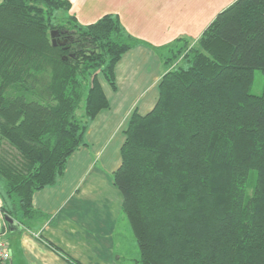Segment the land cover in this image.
Here are the masks:
<instances>
[{
    "label": "trees",
    "instance_id": "16d2710c",
    "mask_svg": "<svg viewBox=\"0 0 264 264\" xmlns=\"http://www.w3.org/2000/svg\"><path fill=\"white\" fill-rule=\"evenodd\" d=\"M71 6L0 0V208L23 228L47 217L34 193L64 174L110 106L100 75L116 89V65L144 43L117 14L84 25ZM53 30L67 42L55 46ZM181 41L156 105L130 116L113 173L139 249L131 264H264V90L251 93L264 73V0H235Z\"/></svg>",
    "mask_w": 264,
    "mask_h": 264
},
{
    "label": "crops",
    "instance_id": "0c3cea01",
    "mask_svg": "<svg viewBox=\"0 0 264 264\" xmlns=\"http://www.w3.org/2000/svg\"><path fill=\"white\" fill-rule=\"evenodd\" d=\"M234 1L70 0V14L80 23L117 14L125 29L144 43L128 50L116 65V89L100 76L110 106L91 122L86 145L70 156L64 174L34 193V206L47 217L28 229L9 224L0 208V236L10 244V264H73L67 254L79 264H131L139 256L122 194L113 182L129 118L156 105L159 84L169 69L165 59L182 45L174 46L176 40L196 42ZM2 202L0 193V207Z\"/></svg>",
    "mask_w": 264,
    "mask_h": 264
},
{
    "label": "rangeland",
    "instance_id": "374dc122",
    "mask_svg": "<svg viewBox=\"0 0 264 264\" xmlns=\"http://www.w3.org/2000/svg\"><path fill=\"white\" fill-rule=\"evenodd\" d=\"M101 79L105 81L103 75H100ZM264 90V73L261 70H256L254 83L251 87V93L260 95ZM84 111V101L81 103V107L78 109V113L82 114Z\"/></svg>",
    "mask_w": 264,
    "mask_h": 264
},
{
    "label": "built area",
    "instance_id": "2783aa9c",
    "mask_svg": "<svg viewBox=\"0 0 264 264\" xmlns=\"http://www.w3.org/2000/svg\"><path fill=\"white\" fill-rule=\"evenodd\" d=\"M12 251L9 242L0 236V264H10Z\"/></svg>",
    "mask_w": 264,
    "mask_h": 264
},
{
    "label": "water",
    "instance_id": "95a60500",
    "mask_svg": "<svg viewBox=\"0 0 264 264\" xmlns=\"http://www.w3.org/2000/svg\"><path fill=\"white\" fill-rule=\"evenodd\" d=\"M51 35H52V41H53V44L56 46L57 44H65L66 42H67V39H65V40H62L60 37H59V35H60V31H58V30H53L52 31V33H51ZM7 221H9L10 223H12V224H15L16 222H15V220L14 219H12V218H7Z\"/></svg>",
    "mask_w": 264,
    "mask_h": 264
}]
</instances>
